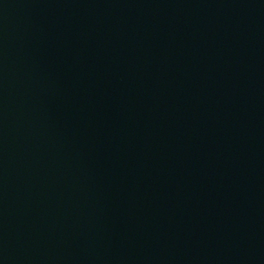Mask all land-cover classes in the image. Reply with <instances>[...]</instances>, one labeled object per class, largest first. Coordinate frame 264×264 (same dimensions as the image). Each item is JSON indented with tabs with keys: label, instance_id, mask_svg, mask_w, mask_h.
<instances>
[{
	"label": "water",
	"instance_id": "water-1",
	"mask_svg": "<svg viewBox=\"0 0 264 264\" xmlns=\"http://www.w3.org/2000/svg\"><path fill=\"white\" fill-rule=\"evenodd\" d=\"M0 264H264V0H0Z\"/></svg>",
	"mask_w": 264,
	"mask_h": 264
}]
</instances>
